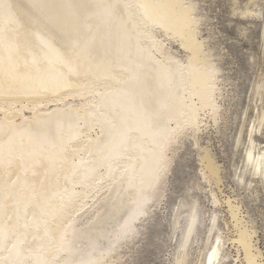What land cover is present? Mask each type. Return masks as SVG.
Segmentation results:
<instances>
[{
  "label": "bare ground",
  "instance_id": "bare-ground-1",
  "mask_svg": "<svg viewBox=\"0 0 264 264\" xmlns=\"http://www.w3.org/2000/svg\"><path fill=\"white\" fill-rule=\"evenodd\" d=\"M182 3L0 0V264H119L117 253L163 192L177 135L195 130L201 112L218 114L219 70L197 39L194 8ZM155 30L179 41L185 66ZM65 93L85 101L32 118L12 108L61 102ZM263 126L264 113L251 127L246 164L264 185V142L254 138ZM104 181L112 187L82 227L84 199ZM199 220L193 207L182 248ZM237 242L247 264H262L248 232Z\"/></svg>",
  "mask_w": 264,
  "mask_h": 264
},
{
  "label": "rangeland",
  "instance_id": "rangeland-1",
  "mask_svg": "<svg viewBox=\"0 0 264 264\" xmlns=\"http://www.w3.org/2000/svg\"><path fill=\"white\" fill-rule=\"evenodd\" d=\"M181 2L194 8L197 39L209 62L219 70L218 114L213 118L212 111L201 112L195 130L185 129L177 135L163 192L147 206L145 219L137 222L139 234L117 253L119 264H207L210 250L217 245L221 250L216 264H247L237 242L240 231L251 236L254 253L260 254L259 262L264 264V185L246 164L251 127L264 113V0ZM155 33L164 49L185 66L189 54L179 41L159 30ZM62 97L61 102L53 99L37 106L27 101L7 105L32 118L36 111H53L60 103L81 106L85 101L71 93ZM90 135L95 137L97 129ZM254 138L264 142V126ZM206 153L218 168V176H211L206 169ZM101 183L105 185L101 192L95 190L84 199L86 207L81 213H88L81 220L82 227L88 226L98 200L112 187L109 181ZM193 207L200 220L187 247L182 248V230Z\"/></svg>",
  "mask_w": 264,
  "mask_h": 264
},
{
  "label": "snow or ice",
  "instance_id": "snow-or-ice-1",
  "mask_svg": "<svg viewBox=\"0 0 264 264\" xmlns=\"http://www.w3.org/2000/svg\"><path fill=\"white\" fill-rule=\"evenodd\" d=\"M162 102V101H161Z\"/></svg>",
  "mask_w": 264,
  "mask_h": 264
}]
</instances>
